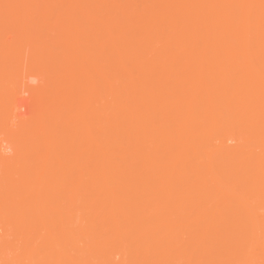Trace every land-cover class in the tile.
I'll use <instances>...</instances> for the list:
<instances>
[{
  "label": "bare ground",
  "instance_id": "1",
  "mask_svg": "<svg viewBox=\"0 0 264 264\" xmlns=\"http://www.w3.org/2000/svg\"><path fill=\"white\" fill-rule=\"evenodd\" d=\"M0 264H264V0H0Z\"/></svg>",
  "mask_w": 264,
  "mask_h": 264
}]
</instances>
